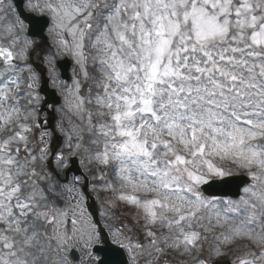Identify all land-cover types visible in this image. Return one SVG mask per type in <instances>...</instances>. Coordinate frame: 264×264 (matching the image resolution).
<instances>
[{
  "label": "snow or ice",
  "instance_id": "snow-or-ice-1",
  "mask_svg": "<svg viewBox=\"0 0 264 264\" xmlns=\"http://www.w3.org/2000/svg\"><path fill=\"white\" fill-rule=\"evenodd\" d=\"M141 260L264 264V0H0V264Z\"/></svg>",
  "mask_w": 264,
  "mask_h": 264
},
{
  "label": "rangeland",
  "instance_id": "rangeland-1",
  "mask_svg": "<svg viewBox=\"0 0 264 264\" xmlns=\"http://www.w3.org/2000/svg\"><path fill=\"white\" fill-rule=\"evenodd\" d=\"M71 73H72V70H71ZM48 119H49L50 123L52 124V126L54 127L56 122L59 121L61 119V117H60L59 113H57L55 116H52L50 114V111H49ZM65 123H67V122L65 121ZM57 135L59 136L61 134L59 132H57ZM94 202H95V207L97 209V212H98V215H99V220L101 221L102 226L108 225V226H111V227H118V226H120V220L121 219H126L123 216H121L120 219H115V218L108 219L106 217H102L100 215L101 211L103 210L102 201L94 200ZM90 203H91V201H90ZM120 211L123 212L124 210L120 209ZM71 227H72V225H71V222L69 221L68 228L71 229ZM69 259L72 260V256L71 255H69ZM75 264H79V262H75ZM141 264H144L143 260H141Z\"/></svg>",
  "mask_w": 264,
  "mask_h": 264
},
{
  "label": "water",
  "instance_id": "water-1",
  "mask_svg": "<svg viewBox=\"0 0 264 264\" xmlns=\"http://www.w3.org/2000/svg\"><path fill=\"white\" fill-rule=\"evenodd\" d=\"M95 215H96V213H95ZM115 259H120V257L119 258H115Z\"/></svg>",
  "mask_w": 264,
  "mask_h": 264
}]
</instances>
